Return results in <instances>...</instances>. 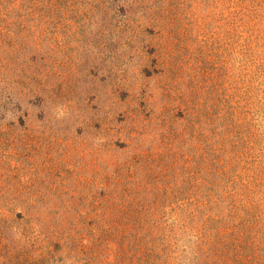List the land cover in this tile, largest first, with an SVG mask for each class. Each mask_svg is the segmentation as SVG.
Returning a JSON list of instances; mask_svg holds the SVG:
<instances>
[{
  "label": "rangeland",
  "instance_id": "1",
  "mask_svg": "<svg viewBox=\"0 0 264 264\" xmlns=\"http://www.w3.org/2000/svg\"><path fill=\"white\" fill-rule=\"evenodd\" d=\"M0 264H264V0H0Z\"/></svg>",
  "mask_w": 264,
  "mask_h": 264
}]
</instances>
